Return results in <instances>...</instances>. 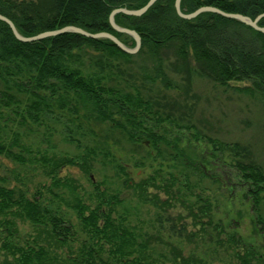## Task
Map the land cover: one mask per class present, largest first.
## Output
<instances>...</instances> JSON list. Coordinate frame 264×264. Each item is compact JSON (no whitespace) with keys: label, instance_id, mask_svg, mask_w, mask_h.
I'll return each instance as SVG.
<instances>
[{"label":"trees","instance_id":"16d2710c","mask_svg":"<svg viewBox=\"0 0 264 264\" xmlns=\"http://www.w3.org/2000/svg\"><path fill=\"white\" fill-rule=\"evenodd\" d=\"M147 2L0 0V14L10 19L23 37L70 25L90 33H111L124 45L133 48V37L113 30L109 15L113 9L137 10ZM174 2L157 0L140 17L122 13L114 16L118 26L134 30L140 36V49L132 55L121 51L108 39H91L76 33L21 42L0 20V105L17 115L19 125L25 126L27 119L42 124L44 120L41 118L47 119L57 110L71 113L76 118L84 117L78 105L85 102L93 107L98 118L121 130L134 143L150 145L157 153H161L160 143L166 142V136L170 134L173 141L168 144L175 152L173 158L177 163L174 167L178 179L170 174L168 179H161L164 182L161 185L153 181L155 177L130 184L132 180L124 168L120 164L115 167L123 175L122 186L131 187L139 202L158 210V218L165 215V221L170 223L172 231L175 230L174 237L189 239L196 234L187 233L184 225L179 224L183 221L181 215L172 216L169 213L174 207L172 202L178 200L176 192L171 191L176 180L186 181L190 173L200 178L210 177L227 188L230 194H227V199L239 186L242 199L256 208L264 204V171L251 160H245L249 153L244 146L239 143L229 146L200 133L193 124L175 123L172 114L161 112V107L144 95L141 89L136 87L123 92L110 87V79L98 74H84L67 63L72 50L80 46L92 48L106 60L100 70L109 68L118 71L121 61L140 58L138 67L143 79L149 83L159 80L170 89L172 83L167 79L160 56L162 49L169 48L177 58L191 57L201 73L219 84L250 83V88L259 93L264 103V33L211 12L201 13L191 20L182 19L175 11ZM203 6L251 19L264 14V0L180 2L181 12L185 14ZM258 25L264 27V17ZM108 72L115 77L112 71ZM22 104L24 109L18 111L17 107ZM188 134L190 138H185ZM20 138L19 132L12 131L10 139L3 138L0 132V155L20 165L29 162L39 164L42 173L51 180V185L61 181L58 173L65 166H77L86 175L93 168L94 152L91 150L77 159L40 152L34 157L32 150L19 142ZM225 152L234 158V162L229 163L231 169L224 161ZM107 157L114 163L113 155L106 152ZM228 168L230 171H227ZM233 178L236 182H231ZM63 185L73 189L71 180H66ZM95 186L97 201L94 206L85 204L78 197H74L73 205L66 204L74 210L77 222L73 223L72 217L62 208L50 203L52 199L49 201L40 192L30 194L25 184L11 185L8 177L1 174L0 264H159L152 260L148 250L154 236L139 233L129 225L126 216L114 217L112 205L118 199ZM182 186L188 190L190 185ZM152 187L156 189L155 193L149 191ZM161 187L165 200L159 197ZM47 190L57 196L49 187ZM178 202L185 204L186 201ZM188 205L184 206L188 216L193 223L199 224L202 216H207L208 209L202 206L194 213L192 205ZM176 221L180 227L173 229L177 226ZM255 222L264 228V221L259 215ZM20 223L27 224L30 231L20 235ZM230 244L237 247L233 252V264H264L263 257L254 249L243 246L240 239L233 235ZM171 250L174 263L200 264L199 260L183 256L174 247Z\"/></svg>","mask_w":264,"mask_h":264},{"label":"rangeland","instance_id":"374dc122","mask_svg":"<svg viewBox=\"0 0 264 264\" xmlns=\"http://www.w3.org/2000/svg\"><path fill=\"white\" fill-rule=\"evenodd\" d=\"M160 56L163 70L172 83L170 89L159 80L149 83L143 79L138 67L140 58L121 61L119 72L109 68L100 70L99 67H103L106 60L92 48L80 46L72 50L67 63L84 74H98L110 79L108 85L123 92L136 87L141 89L144 95L161 107V112H170L175 123L193 124L200 133L221 143L244 146L249 153L245 160H251L264 171V103L259 93L250 88V83L219 84L201 73L191 57L177 58L169 48L162 49ZM17 108L20 111L24 105ZM78 108L84 117L76 118L71 113L57 110L47 119L41 118L44 120L42 124L27 119V124L20 126V118L0 105V132L5 139H10L12 131L21 133L19 142L31 149L34 157L40 152L77 159L91 150L94 160L88 175L77 166H65L58 173L61 181L51 185V180L42 173L39 164L29 162L20 165L4 155H0V175L8 177L11 185L25 184L30 194L43 193L49 201L52 199L51 204L62 208L72 217L73 223L77 222L74 210L66 204L73 205L74 197H78L85 204L94 206L97 185L100 190L118 199L112 205L114 217L126 216L129 225L139 233L154 236L148 250L152 260L159 264H177L173 262L171 247L178 249L185 257L199 260L200 264H233V252L237 247L230 244L232 235L240 239L243 246L254 249L264 258V228L255 222L258 215L264 221L263 203L255 208L251 202L243 200L239 186L227 199V188L210 177L200 178L190 173L188 180H176L173 189H170L176 192L178 200L186 202L171 200L174 207L169 213L172 216L181 215L183 221L179 224L184 225L187 233L194 232L196 236L189 239L174 237L175 230H171L170 223L164 219L165 215L158 218V210L139 202L131 187L122 186L123 175L115 167L120 164L124 168L132 180L130 184L149 177H155L153 181L157 185L163 184L161 179H168L170 174L176 176L177 171L173 158L175 152L168 144L173 141L172 136L167 134L168 140L160 143L161 153H157L150 145L134 143L121 130L98 118L90 104L84 102ZM185 138H190V135H185ZM106 152L113 155L114 163L106 158ZM224 161L230 167L229 163L234 162V158L225 152ZM66 180L72 181L73 189L72 186L68 188L63 185ZM231 182H236V178ZM182 185L190 186L185 190ZM48 187L57 196H53ZM149 191L155 193L156 189L152 187ZM159 197L166 199L162 187ZM188 204L192 205L194 213L202 206L208 209L207 216H202L199 224L193 223L184 209ZM176 224L173 229L180 227L178 221ZM19 229L20 235L30 231L25 223H20Z\"/></svg>","mask_w":264,"mask_h":264},{"label":"water","instance_id":"95a60500","mask_svg":"<svg viewBox=\"0 0 264 264\" xmlns=\"http://www.w3.org/2000/svg\"><path fill=\"white\" fill-rule=\"evenodd\" d=\"M156 1L157 0H148V2L144 6H142L141 8H139L137 10H129V9H125V8H116V9H113L109 15V24L113 30H115L116 32H119V33L128 34L131 37H133V39L135 41V46L133 48H129L126 45H124L116 36H114L111 33H108V32L90 33V32L83 30L80 27L70 26V25L62 27V28L57 29V30H53V31H45V32L39 33L35 36L23 37L22 35H20L18 33L15 25L12 23V21L10 19H8L7 17L0 14V20L5 22L8 25L11 32L15 36V38L21 42H35V41H39V40H42L45 38H50V37L62 35L65 33H76V34H79L83 37H87V38H91V39H108L113 44H115L121 51L132 55V54L137 53L140 49V46H141L140 36L134 30L118 26L114 22V16L118 13H122V14L129 15V16L140 17L144 13H146L149 10V8L154 5V3ZM180 2H181V0H175L174 8H175L177 15L182 19L191 20V19H194L195 17H197L201 13L211 12L214 14H218L222 17L228 18V19L236 20V21H238V22H240V23H242V24L258 31V32L264 33V27H260L258 25V21L262 17H264V14L258 15L255 19H251L247 16L237 14V13H226V12L219 10L218 8L211 7V6H203V7L198 8L197 10H195L192 13L185 14V13L181 12Z\"/></svg>","mask_w":264,"mask_h":264}]
</instances>
